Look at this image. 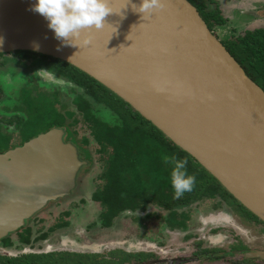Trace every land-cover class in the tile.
Wrapping results in <instances>:
<instances>
[{"label": "water", "instance_id": "95a60500", "mask_svg": "<svg viewBox=\"0 0 264 264\" xmlns=\"http://www.w3.org/2000/svg\"><path fill=\"white\" fill-rule=\"evenodd\" d=\"M0 0V53L30 50L64 60L108 87L192 155L264 221V89L189 0H107L104 27L62 44L32 11ZM88 41V43H85ZM74 45V46H73ZM71 58V59H70ZM83 162L54 128L0 153V239L71 193ZM247 257H264L261 251Z\"/></svg>", "mask_w": 264, "mask_h": 264}, {"label": "flooded vegetation", "instance_id": "af4514ba", "mask_svg": "<svg viewBox=\"0 0 264 264\" xmlns=\"http://www.w3.org/2000/svg\"><path fill=\"white\" fill-rule=\"evenodd\" d=\"M39 69L46 71L36 72ZM79 70L64 60L35 51L0 53V153L59 128L65 139L76 146L83 162L78 183L70 194L49 201L20 229L0 239V264H22L31 256L61 252L95 255L114 264H217L222 260L224 264H264V257H247V253H264V221L226 189L218 186L213 195L190 198L184 206L174 205L176 213L167 207V195L175 204L183 196L175 198L173 190L157 181L165 179L161 172L165 155L161 153L160 161L154 155L139 158L146 151L155 153L160 149L154 143L134 145L127 139L129 132L144 136L143 129L150 127L147 121L154 124ZM78 192L81 194L77 203L64 205ZM205 201L211 203L202 214L191 213L194 205ZM119 202L122 205L112 216L110 205L117 206ZM62 206L54 223L42 228L43 213ZM75 209L80 215L96 212V217L85 229H76L72 220ZM125 216L139 229L112 239L90 232L91 227H97L99 232L117 231L118 221ZM190 224L201 225L200 231H207L196 236L186 231ZM229 225L240 234L230 242L231 229H226ZM177 230L183 232L182 239L191 240L190 253L186 252L187 246L174 248L171 244L180 237ZM226 231H230L227 243L220 245L222 239L214 237ZM51 239L62 248L43 250L42 244ZM117 239L123 245L102 249Z\"/></svg>", "mask_w": 264, "mask_h": 264}, {"label": "trees", "instance_id": "16d2710c", "mask_svg": "<svg viewBox=\"0 0 264 264\" xmlns=\"http://www.w3.org/2000/svg\"><path fill=\"white\" fill-rule=\"evenodd\" d=\"M189 1L197 7L202 18L206 21L208 27L214 33H217V28L227 23L228 18L223 13L222 7L218 0ZM220 41L241 64L246 73L264 89V26L256 27L254 29H246L237 33L232 32L229 37L224 39L220 38ZM79 71L82 72L81 70ZM87 77L95 80L89 75H87ZM147 123H149L150 127L147 126L145 129H143L144 136L135 132H129L127 134V139L132 140L134 145L141 143H154L160 149L155 153L153 151H146L143 154L144 156H140L139 158H149L147 157L148 155H154L156 156V159L159 160L161 153L162 155H165L164 169L163 161H161V165H163L162 169L164 170L161 172L165 173L162 177L165 179L157 180L158 183L173 190L170 182V172L173 165L167 162L170 161L173 156L186 159L188 161L186 166L187 172L195 177V183L191 191L185 192L183 197L178 200V203L175 204L172 196L167 195L165 197L168 208L173 209L175 207L174 205L177 207L184 206L189 203L190 198L199 199L204 194L213 195V193L218 190V186L225 190L221 183L213 175H211L192 155H190L180 146L176 145L171 139L166 137L149 121H147ZM128 144L131 145L132 143ZM171 200L173 201L171 202ZM121 205V202H119L117 206L115 203L110 205V208H113L112 216L119 210ZM172 211L176 213V210L173 209ZM33 257L35 256L27 258L22 264H114L110 261L100 260L96 258L95 255L85 257L81 254L63 252L42 254L36 256L38 258Z\"/></svg>", "mask_w": 264, "mask_h": 264}, {"label": "rangeland", "instance_id": "374dc122", "mask_svg": "<svg viewBox=\"0 0 264 264\" xmlns=\"http://www.w3.org/2000/svg\"><path fill=\"white\" fill-rule=\"evenodd\" d=\"M221 7H222V11L223 13L227 16L228 21L225 25L219 27L216 29L217 33L216 36L220 39V38H226L229 37L230 34H232V32H241L244 31L246 29H254L256 27H260V26H264V0H218ZM218 191V190H217ZM81 194L78 192V194L67 200L64 201V205L67 204H72L71 206H73V204L78 202V195ZM228 199V198H227ZM229 205H231V202L229 200H227ZM211 201H205L201 204L198 205H194L192 207L191 213H195V214H202L204 207H209L210 206ZM59 207V208H52L49 209V214L46 212L43 213L44 217H45V222L41 223L42 224V228L47 229L48 226H50L51 224L54 223V220L57 216V213L63 208ZM78 209L74 210L73 216H72V220L74 221L75 227L76 229H85L86 227L89 226L90 223H92L96 217V212L93 214H86L85 215H80L78 214ZM92 220V221H91ZM200 224H201V220H199ZM40 224V225H41ZM39 225V226H40ZM193 224L189 225V229L186 231L189 232H193L196 236L197 235H201L203 236L205 231H200V226L201 225H196L194 224V227H191ZM137 223L132 222L130 220L129 217H123L121 219V221L117 223V228H115L117 231L112 232V230H105L104 232L100 231L97 229V227H91L90 232L94 235H98L99 238L102 237H110V239L114 238L115 236L121 237L123 236V234H129V232L133 229H139V227H137ZM230 226V225H229ZM226 229H231V234L232 235H228V233L230 231H226L225 235L223 236H216L214 238H220L222 239L220 241V245H224L226 244V237L227 235L230 236L228 239V242L234 240V238L237 237V235L239 236V232L236 230V228H233L230 226V228ZM178 234L180 235V237H178V240H171V244H173V247H183V246H187L186 247V252L190 253L193 249V245L190 244L191 240L187 241L186 239H182L181 234H183V232L181 230H177ZM200 233V234H199ZM206 233V232H205ZM58 234V233H57ZM56 234V235H57ZM102 234V235H101ZM101 235V236H100ZM258 235V234H256ZM219 239V240H220ZM121 239H117L113 242L108 243L107 245H105V247H103L102 249H106V248H114V247H118L123 245V243H120ZM218 245V244H217ZM99 247V246H98ZM62 248L61 245H59L57 240L51 239L50 241L44 242L42 244V249L43 250H53V249H60ZM77 248V247H74ZM123 248H126L125 246ZM37 249V248H36ZM26 251H30L29 247H26L25 249ZM14 252H17L14 251ZM176 252V251H175ZM167 258L168 257H172V256H168L166 255ZM225 262V261H224ZM223 260L220 262H218L217 264H224ZM164 264V263H163ZM183 264H194V262H186Z\"/></svg>", "mask_w": 264, "mask_h": 264}, {"label": "clouds", "instance_id": "9594fccd", "mask_svg": "<svg viewBox=\"0 0 264 264\" xmlns=\"http://www.w3.org/2000/svg\"><path fill=\"white\" fill-rule=\"evenodd\" d=\"M161 2L162 0H140L138 7L133 5V10L144 15L159 9ZM31 10L48 22V28L62 44H69L66 43L68 40L80 39L84 30L103 28L104 18L112 13L107 0H35ZM43 71L46 70L39 69L36 72ZM167 162L173 165L170 182L174 197L180 198L185 192L191 191L195 177L187 172L186 159L173 156Z\"/></svg>", "mask_w": 264, "mask_h": 264}]
</instances>
